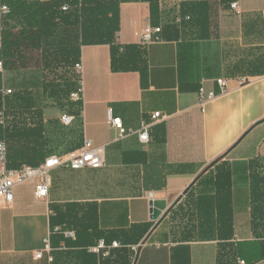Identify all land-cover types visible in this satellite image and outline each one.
Segmentation results:
<instances>
[{"label": "crops", "instance_id": "crops-1", "mask_svg": "<svg viewBox=\"0 0 264 264\" xmlns=\"http://www.w3.org/2000/svg\"><path fill=\"white\" fill-rule=\"evenodd\" d=\"M154 2L119 0L118 44L140 46L136 32L163 26L164 40L144 47L145 76L114 72L109 45H84L81 116L52 128L62 113L38 102L50 155L90 140L106 163L54 169L45 200L17 185L0 204V264H264V0ZM22 55L27 66L0 70V89L38 94L41 51ZM201 88L218 95L205 108ZM155 113L164 118L144 144L136 132ZM110 114L135 133L121 138ZM153 204L164 205L159 221ZM100 241L109 255L92 251Z\"/></svg>", "mask_w": 264, "mask_h": 264}, {"label": "trees", "instance_id": "trees-1", "mask_svg": "<svg viewBox=\"0 0 264 264\" xmlns=\"http://www.w3.org/2000/svg\"><path fill=\"white\" fill-rule=\"evenodd\" d=\"M2 2L9 6L10 14L1 21L0 62L4 69L27 66L23 51L29 48L40 50L42 85L38 94L25 89L12 90L13 94L6 96L11 100L6 99L8 102L2 108L7 120L5 125L0 124V140L8 145L10 169H19L25 166L23 164L36 167L53 155L49 154V148L55 144L47 137L51 130L45 122L43 107H39L38 102L59 100L64 108L63 113L71 114L75 119L81 116L82 102L72 101L70 95L78 87L74 67L80 62L82 46L109 45L114 72L139 71L142 76H145V51L138 45L116 42V34L120 29L119 0ZM150 2L153 7L154 0ZM65 3L71 5L69 12L62 11ZM3 92L0 89V106L3 105ZM9 114L14 115L16 122L4 128ZM16 137L23 139L22 147L12 150L7 139ZM146 182L149 185V179ZM162 188L163 184L157 189Z\"/></svg>", "mask_w": 264, "mask_h": 264}, {"label": "built area", "instance_id": "built-area-1", "mask_svg": "<svg viewBox=\"0 0 264 264\" xmlns=\"http://www.w3.org/2000/svg\"><path fill=\"white\" fill-rule=\"evenodd\" d=\"M57 1V0H56ZM233 10L237 11L239 8L238 2L231 4ZM71 5L65 3L62 6L63 12H69ZM10 14V8L0 0V22ZM179 19L177 20V22ZM163 26L162 25H147L142 32H136V36L139 38L140 46L147 47L148 45L160 43L163 39ZM0 70H3V63L0 62ZM74 72L78 76V87L72 92L70 98L74 102L82 101L83 83L82 73L83 66L78 62L74 67ZM218 84L221 87V93L226 92V81L218 80ZM4 96H10L13 91L8 89L4 90ZM217 94L210 92L205 93V90L201 88L199 90L200 106H205L212 100L217 98ZM164 117L160 113H155L151 117V122L144 123L142 128L136 132L142 143L148 144L150 142V129L152 125ZM6 113L4 109H0V124H6ZM60 124L63 127H70L74 121L75 116L62 113L60 116ZM110 124L115 128L121 138H125L135 132L127 131L124 127V123L121 118H114L110 114ZM9 149L5 141L0 140V204L4 200L6 203L11 204L14 201V188L17 185L27 182L34 184V194L37 200H45L49 196L51 188V172L58 167H65L72 170H80L84 168L100 169L104 167L106 163V150L105 147L95 146L92 141L85 140L81 149L72 151L67 155L53 154L48 157L44 163L39 166H23L19 169H10L8 167ZM113 247H119L118 243H114ZM49 249V248H48ZM110 247L106 245L104 241H100L99 244L92 248L94 253H102L109 255ZM43 252L36 254V259H42ZM49 260L53 262L54 258L50 257ZM244 264V262H241Z\"/></svg>", "mask_w": 264, "mask_h": 264}, {"label": "rangeland", "instance_id": "rangeland-1", "mask_svg": "<svg viewBox=\"0 0 264 264\" xmlns=\"http://www.w3.org/2000/svg\"><path fill=\"white\" fill-rule=\"evenodd\" d=\"M51 77H53V76H51ZM10 97H5L4 95H3V105L2 106H0V108H5L4 107V105H6V103L8 102V101H6V99H8V100H11V99H9ZM62 100H64V99H62ZM47 102V113H48V115H51V114H53V113H63V110L62 109H64L63 107H61V105L59 104V100L57 101V100H49V101H46ZM65 104V106H66V103H64ZM14 122H16L15 120H14V115H12V114H9V116H8V122H7V125L6 126H4V128H6L9 124L11 125V124H13ZM50 124H52V128H59V129H62L61 127H60V125H59V123H58V121H55L54 123H51L50 122ZM49 124V128H50V125ZM8 140V144L10 145V147H12V150H15L16 148H21L22 147V141L21 140H23V139H19L18 137H16V138H14V139H10V138H8L7 139ZM23 165H28V164H23Z\"/></svg>", "mask_w": 264, "mask_h": 264}, {"label": "water", "instance_id": "water-1", "mask_svg": "<svg viewBox=\"0 0 264 264\" xmlns=\"http://www.w3.org/2000/svg\"><path fill=\"white\" fill-rule=\"evenodd\" d=\"M152 207L151 220L159 221L162 219L164 205L153 204Z\"/></svg>", "mask_w": 264, "mask_h": 264}]
</instances>
